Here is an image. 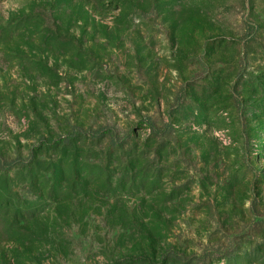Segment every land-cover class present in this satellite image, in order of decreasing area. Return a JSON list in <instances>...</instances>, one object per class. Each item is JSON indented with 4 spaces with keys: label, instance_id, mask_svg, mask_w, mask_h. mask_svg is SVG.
<instances>
[{
    "label": "rangeland",
    "instance_id": "obj_1",
    "mask_svg": "<svg viewBox=\"0 0 264 264\" xmlns=\"http://www.w3.org/2000/svg\"><path fill=\"white\" fill-rule=\"evenodd\" d=\"M0 264H264V0H0Z\"/></svg>",
    "mask_w": 264,
    "mask_h": 264
}]
</instances>
